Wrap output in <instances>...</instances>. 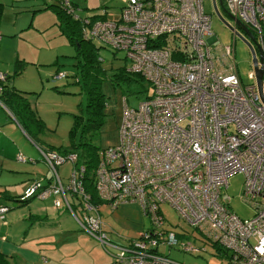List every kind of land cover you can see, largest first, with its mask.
<instances>
[{"label": "built area", "instance_id": "obj_1", "mask_svg": "<svg viewBox=\"0 0 264 264\" xmlns=\"http://www.w3.org/2000/svg\"><path fill=\"white\" fill-rule=\"evenodd\" d=\"M60 2L74 13L71 0ZM203 2L124 0L117 21L81 18L84 38L123 52L127 73L149 84L151 95L134 109L123 98L119 143L98 152L90 176L96 203L85 192L86 168L78 155L42 149L50 178L44 185L46 179L33 182L22 199L51 198L52 206L66 210L83 233L104 250H114L113 264H180L159 256L161 245L204 251L163 229V206L205 244L220 248L230 264H264V102L254 69L248 75L251 84L241 83L234 45L210 47L211 17ZM221 2L234 35L238 21L261 51L264 99V0ZM5 81L0 73V93ZM67 164L71 174L64 183L58 169ZM235 174L244 177L241 200L254 209L248 219L232 212L225 193ZM125 204L138 205L150 228L118 245L108 240L100 209ZM6 211L1 207L0 216Z\"/></svg>", "mask_w": 264, "mask_h": 264}, {"label": "rangeland", "instance_id": "obj_2", "mask_svg": "<svg viewBox=\"0 0 264 264\" xmlns=\"http://www.w3.org/2000/svg\"><path fill=\"white\" fill-rule=\"evenodd\" d=\"M31 1L34 0H0V3L3 4L0 23V35L3 34L0 37V69L10 72V86L19 91L30 93L27 96L30 106L45 123V129L37 135L36 143H34L9 113L0 106V191L7 188L10 193L15 195L23 194L33 183L27 178L29 173L39 175V179L45 177L43 185L47 181V177L50 178L49 169L42 163L38 147L54 149L67 147L70 144L69 131L73 126V116L84 115L87 105L84 93L78 86L73 85L75 73L73 66L77 62L74 59V48L69 45L65 36L60 34V29L55 25L56 17L53 13L41 11L32 16L36 9H31ZM52 1L47 0L46 4L52 3ZM74 1L80 9L84 8L87 2L86 0ZM216 1L222 19L217 16L212 0L203 2L205 13L211 17V35L207 40L211 48L220 49L229 44L234 45V60L238 76L243 86H249L251 80L248 75L253 71L251 53L247 45L225 25V23L231 24L233 21L221 7L219 0ZM38 2L40 6H43L41 1L38 0ZM104 4L107 5V18L117 21L124 0H99L100 7ZM98 12L103 14L104 10L100 9ZM85 14L87 13L80 12V15ZM15 32L17 33L14 36L8 35ZM237 32L249 42L247 36L240 29H237ZM233 36L236 37L235 40ZM17 58L26 62L25 69L19 75L12 77ZM99 58L101 59L100 68L104 71L98 79V83L100 82L99 93L103 104L102 124L96 131L83 132L81 128L77 129L75 135L76 141H87L98 152L119 143L118 130L122 124L123 98L127 100L128 108L134 109L146 100L152 91L149 84L136 76L127 74L129 64L125 60L123 52H115L104 47L99 50ZM57 71H59L58 74L64 72L68 77L54 81L53 77ZM52 88H57V90ZM32 160L36 162L33 163ZM58 172L66 183L71 174V165L60 167ZM243 183V175L231 176L228 179L225 193L231 199L229 206L232 212L240 219H248L253 216L254 209L241 200ZM33 201L36 202H33L30 207L28 204L13 207V209L4 212L0 216V229L4 225L3 223H7L9 220L27 217L29 211L34 212V205L50 207V202L39 203L40 201L37 202L36 199ZM163 210L165 216L163 229L175 234H181L182 231H193L178 218L172 209L163 208ZM63 213L64 209L60 215ZM59 221H63L61 228L78 226L70 214H65ZM65 235L59 234L57 239L61 240ZM110 242L114 243L115 241ZM94 245L107 257L111 258L115 254L112 249H108L112 251H107L102 249L99 244ZM193 246L196 249L203 248L204 251L188 253L178 248H173L171 251L189 264H230L224 255H216L208 244L203 246L194 242ZM112 252H114L113 255H111Z\"/></svg>", "mask_w": 264, "mask_h": 264}, {"label": "crops", "instance_id": "obj_3", "mask_svg": "<svg viewBox=\"0 0 264 264\" xmlns=\"http://www.w3.org/2000/svg\"><path fill=\"white\" fill-rule=\"evenodd\" d=\"M39 1L42 2L43 6L39 5L38 0L31 1V9H36L35 12L32 13V16L43 11L47 5L51 4H46L47 0ZM86 1L84 7L86 10L89 12L92 11L93 14L95 13L94 15L100 16L102 18L101 20H112L107 18L106 14L108 12L106 4L100 7L99 0ZM25 3L29 4L27 1H25ZM74 3L78 5L76 1H74ZM1 5L3 12V4ZM100 9L104 10L103 14H99L98 11ZM2 15L0 17V23ZM16 33L17 32L8 35L14 36ZM2 36L3 34L0 35V37ZM17 62L21 64H17ZM25 64L26 62L17 58L12 73L17 71V66L19 67V72L22 73L25 69ZM0 73L10 76V72L2 69H0ZM32 161L33 163L36 162H34V160ZM38 176L39 175L35 173H29L27 178L29 181H33L39 179ZM41 178L42 180L46 179L45 177ZM1 192L12 197L22 195V193L19 195L12 194L7 188H4L0 193ZM35 199L36 198L31 199L25 205L29 204L30 207L33 202H36L33 201ZM36 200L37 202L40 201L38 199ZM48 202H50V207L46 205H34V212L29 211L27 217L15 218L7 221V223H3L4 225L0 229V264H113L112 257L110 258L104 255V253L94 245H98V242L96 243L95 240L83 233L77 225L75 227L61 228L65 219L62 222L59 220L62 219L65 214L69 213L64 210V213L60 215L62 209L58 210L51 206V199L44 200V202L40 201L39 203ZM163 208L167 207H162L164 216ZM100 218L103 222L104 232L107 238L110 241H115L116 243H114L118 245H126L129 242L135 241L140 233L150 228L148 219L143 217L136 204L121 205L114 210H110L106 206H103L100 209ZM53 221L56 223H51ZM59 234L66 235L63 236L61 240H58ZM177 235L186 243H191L193 245L194 242H196L198 245H205L201 237L194 230L191 232L182 231L181 234L178 233ZM171 250L173 249L161 245L156 251L159 256L167 258L170 261L180 264H189V262L186 263L185 260L180 259L176 253H173ZM213 252L218 255L217 250L214 248ZM113 253L114 252H112L111 255H113ZM220 254L224 255L228 260V256L225 253L220 252Z\"/></svg>", "mask_w": 264, "mask_h": 264}, {"label": "trees", "instance_id": "obj_4", "mask_svg": "<svg viewBox=\"0 0 264 264\" xmlns=\"http://www.w3.org/2000/svg\"><path fill=\"white\" fill-rule=\"evenodd\" d=\"M71 3L74 13H68L64 8H62L60 0H53L50 5H47L44 8L43 11L49 10L55 15V25L60 29V34L62 36H65L69 45L75 50L74 59H76L77 62L73 66L75 71L73 75V85L78 86L80 88V91L84 93L86 97L87 105L85 107V114L82 116H73V126L69 131L70 144L67 147L59 149H54L52 147H37L44 151H55L62 155L71 153L77 154L79 163L84 165L86 168V175L83 180L85 192L89 195L90 200L93 203H96L98 199L94 190V186L92 185L91 177L93 174V170L97 165L98 151L87 141H76L75 135L77 133V129L81 128L83 132L96 131L102 124L101 117L103 104L100 98V82L98 83V79L101 77V73L104 71H102L100 68L101 59L99 58V50L106 46L95 40L84 38L83 36V30L86 25L81 18H87L89 20V23H94L98 20H101L102 18L100 16L94 15L92 11L89 12L85 8L80 9L73 0H71ZM80 12H85L87 14L80 15ZM1 15L2 5L0 4V17ZM17 64L21 63L17 62ZM18 68L19 67L17 66V71L13 73L14 75H12V77L21 73L19 72ZM58 72L59 71H57L55 75H58ZM61 74H63L64 76V78H62L61 80L68 77L64 72ZM132 76H136L140 80H142V78L138 75ZM5 77L6 81L2 83V91L0 93V104L7 109V111L11 114V118L28 135V137L34 143H36V139L38 137L37 135H39L45 129V123L31 108L30 103L27 99V96L30 93L19 91L13 86H10V77L8 75H5ZM52 89L57 90V88ZM47 179L49 178L47 177ZM38 180L40 179H35L33 180V182ZM23 194L12 197L1 192L0 208L4 207L7 208V211H9L10 209H13V207L16 208L25 205L32 198L22 199ZM212 247L217 250L218 254H220V252H223L216 245H213Z\"/></svg>", "mask_w": 264, "mask_h": 264}, {"label": "water", "instance_id": "obj_5", "mask_svg": "<svg viewBox=\"0 0 264 264\" xmlns=\"http://www.w3.org/2000/svg\"><path fill=\"white\" fill-rule=\"evenodd\" d=\"M212 3H213V8L215 9V12L217 14V16L221 18L218 10H217V7H216V4H215V0H212ZM219 4L221 5V1L219 0ZM237 26L240 28V30L247 36V38L249 39V42L244 38L242 37L237 31H235V35L241 39L246 45L247 47L249 48V51L251 53V58H252V64H253V69L255 71V74H256V82H257V88H258V92H259V95L261 97V100L264 102V99H263V96H262V71L261 69L258 67V63H261L262 62V59H261V51L260 49L258 48V46L256 45L255 41H254V38L252 37V35L249 33V31L247 30V28L243 27L240 25V23L238 21H235ZM225 25L233 32V28L230 27L229 24L225 23ZM256 52H257V55H256Z\"/></svg>", "mask_w": 264, "mask_h": 264}, {"label": "flooded vegetation", "instance_id": "obj_6", "mask_svg": "<svg viewBox=\"0 0 264 264\" xmlns=\"http://www.w3.org/2000/svg\"><path fill=\"white\" fill-rule=\"evenodd\" d=\"M222 5V4H221ZM222 7V6H221ZM223 8V7H222ZM218 11H219V7H218Z\"/></svg>", "mask_w": 264, "mask_h": 264}]
</instances>
